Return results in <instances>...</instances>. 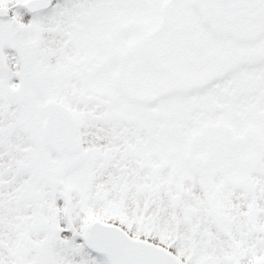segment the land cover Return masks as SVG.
Here are the masks:
<instances>
[{
  "label": "snow or ice",
  "instance_id": "6c2138e0",
  "mask_svg": "<svg viewBox=\"0 0 264 264\" xmlns=\"http://www.w3.org/2000/svg\"><path fill=\"white\" fill-rule=\"evenodd\" d=\"M0 264H264V0H0Z\"/></svg>",
  "mask_w": 264,
  "mask_h": 264
}]
</instances>
